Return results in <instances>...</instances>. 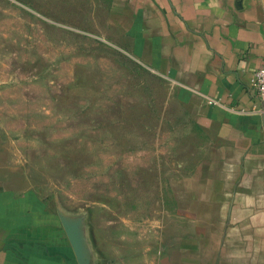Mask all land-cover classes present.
Returning a JSON list of instances; mask_svg holds the SVG:
<instances>
[{"label": "rangeland", "instance_id": "374dc122", "mask_svg": "<svg viewBox=\"0 0 264 264\" xmlns=\"http://www.w3.org/2000/svg\"><path fill=\"white\" fill-rule=\"evenodd\" d=\"M110 6L0 0V166L60 217L81 264H175L206 227L175 181L203 144Z\"/></svg>", "mask_w": 264, "mask_h": 264}, {"label": "crops", "instance_id": "0c3cea01", "mask_svg": "<svg viewBox=\"0 0 264 264\" xmlns=\"http://www.w3.org/2000/svg\"><path fill=\"white\" fill-rule=\"evenodd\" d=\"M258 1L111 0L131 55L173 85L203 144L190 177L175 181L192 197L178 205L199 207L206 227L179 243L175 264H264V112H253L251 94L264 67ZM6 170L0 264H81L60 217Z\"/></svg>", "mask_w": 264, "mask_h": 264}, {"label": "built area", "instance_id": "2783aa9c", "mask_svg": "<svg viewBox=\"0 0 264 264\" xmlns=\"http://www.w3.org/2000/svg\"><path fill=\"white\" fill-rule=\"evenodd\" d=\"M251 94L254 101L253 112H264V67L254 71L251 79Z\"/></svg>", "mask_w": 264, "mask_h": 264}]
</instances>
